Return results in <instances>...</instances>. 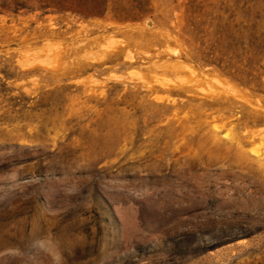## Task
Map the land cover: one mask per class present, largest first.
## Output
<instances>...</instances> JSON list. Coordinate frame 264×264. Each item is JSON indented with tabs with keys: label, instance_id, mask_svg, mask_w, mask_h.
Masks as SVG:
<instances>
[{
	"label": "rangeland",
	"instance_id": "1",
	"mask_svg": "<svg viewBox=\"0 0 264 264\" xmlns=\"http://www.w3.org/2000/svg\"><path fill=\"white\" fill-rule=\"evenodd\" d=\"M55 255L264 264V0H0V264Z\"/></svg>",
	"mask_w": 264,
	"mask_h": 264
},
{
	"label": "clouds",
	"instance_id": "2",
	"mask_svg": "<svg viewBox=\"0 0 264 264\" xmlns=\"http://www.w3.org/2000/svg\"><path fill=\"white\" fill-rule=\"evenodd\" d=\"M53 261H54V264H59V261H60L59 255L53 256Z\"/></svg>",
	"mask_w": 264,
	"mask_h": 264
},
{
	"label": "water",
	"instance_id": "3",
	"mask_svg": "<svg viewBox=\"0 0 264 264\" xmlns=\"http://www.w3.org/2000/svg\"><path fill=\"white\" fill-rule=\"evenodd\" d=\"M150 23V22H149Z\"/></svg>",
	"mask_w": 264,
	"mask_h": 264
}]
</instances>
